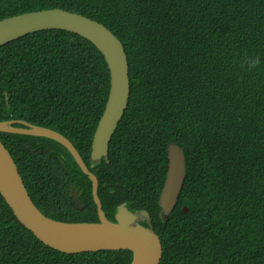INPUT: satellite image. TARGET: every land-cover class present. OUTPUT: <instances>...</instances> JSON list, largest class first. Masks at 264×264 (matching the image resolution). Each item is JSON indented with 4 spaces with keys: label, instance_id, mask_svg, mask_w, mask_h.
Here are the masks:
<instances>
[{
    "label": "trees",
    "instance_id": "obj_1",
    "mask_svg": "<svg viewBox=\"0 0 264 264\" xmlns=\"http://www.w3.org/2000/svg\"><path fill=\"white\" fill-rule=\"evenodd\" d=\"M53 7L102 22L124 45L130 96L108 154L91 159L109 68L74 32L45 29L0 46V121L23 119L66 135L97 176L109 219L122 202L149 212L162 243L160 264H264V0H0V19ZM245 53L259 55L261 66L242 70ZM0 140L45 215L98 221L92 182L65 146L10 132H0ZM170 142L184 149L186 176L163 220L159 195ZM132 258L129 250L50 247L0 193V264Z\"/></svg>",
    "mask_w": 264,
    "mask_h": 264
},
{
    "label": "water",
    "instance_id": "obj_2",
    "mask_svg": "<svg viewBox=\"0 0 264 264\" xmlns=\"http://www.w3.org/2000/svg\"><path fill=\"white\" fill-rule=\"evenodd\" d=\"M64 29L92 42L103 54L110 74V88L103 113L95 129L91 159L107 156L109 142L128 105L130 77L127 54L121 40L102 22L59 7L26 11L0 19V46L28 33ZM21 125H16V124ZM0 132L41 136L67 148L92 182L98 221H62L45 215L32 200L18 165L0 140V193L17 219L46 245L66 253L100 250H129L131 264H160L163 249L146 209L135 211L126 202L117 206L115 220L109 219L98 195V178L84 161L74 143L63 133L23 119L0 121ZM168 167L159 195L160 217L164 220L174 208L186 176L184 149L176 142L167 147ZM71 194H73V189ZM77 207L82 208L80 201ZM184 211L188 207L184 206ZM145 221L146 224L141 222Z\"/></svg>",
    "mask_w": 264,
    "mask_h": 264
},
{
    "label": "clouds",
    "instance_id": "obj_3",
    "mask_svg": "<svg viewBox=\"0 0 264 264\" xmlns=\"http://www.w3.org/2000/svg\"><path fill=\"white\" fill-rule=\"evenodd\" d=\"M262 64V59L259 55H251L245 53L240 61V67L244 71H252Z\"/></svg>",
    "mask_w": 264,
    "mask_h": 264
},
{
    "label": "flooded vegetation",
    "instance_id": "obj_4",
    "mask_svg": "<svg viewBox=\"0 0 264 264\" xmlns=\"http://www.w3.org/2000/svg\"><path fill=\"white\" fill-rule=\"evenodd\" d=\"M96 161H98V160H96ZM96 161H93V162H96ZM72 189H73L72 195H73V199H74L75 203L77 202V200L81 201V199H80L81 193L79 191H77V189H75V188H72ZM80 205L83 206L81 203H80ZM114 220H115V215H114Z\"/></svg>",
    "mask_w": 264,
    "mask_h": 264
}]
</instances>
